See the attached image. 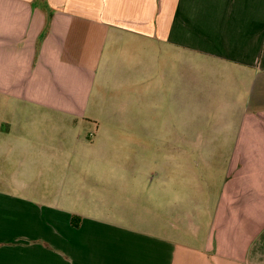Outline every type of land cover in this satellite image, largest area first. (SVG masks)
<instances>
[{
	"label": "crops",
	"instance_id": "crops-1",
	"mask_svg": "<svg viewBox=\"0 0 264 264\" xmlns=\"http://www.w3.org/2000/svg\"><path fill=\"white\" fill-rule=\"evenodd\" d=\"M0 99L78 130L35 147L27 129H1L17 116L0 118V160L30 157L0 168V264H264V0H0ZM162 110L170 128L195 120L227 138L189 146L227 173L193 184L191 212L166 208L146 228L139 204L115 201L154 179L129 178L138 165L96 141L128 136L111 123L151 131Z\"/></svg>",
	"mask_w": 264,
	"mask_h": 264
},
{
	"label": "rangeland",
	"instance_id": "rangeland-1",
	"mask_svg": "<svg viewBox=\"0 0 264 264\" xmlns=\"http://www.w3.org/2000/svg\"><path fill=\"white\" fill-rule=\"evenodd\" d=\"M0 102H2L1 99ZM22 107L24 106L19 105L16 108V106H10V104H5L4 102H2V104L0 103V118L4 119L7 118L6 116L10 117L12 115L17 116L16 120L11 123L12 127L7 126L6 123H2L4 125L1 126V129H27L28 132L33 133L29 138L33 141L32 144L35 147L38 146L40 142L44 141L52 143L54 140L61 137L64 131L66 132L67 142L70 144L76 142L78 130L74 124L64 123L57 115L38 111L33 108L22 111L21 109H24ZM194 107L196 110L201 111V105L198 104ZM21 112H23L22 114H28L30 119L20 121V119H18V114ZM41 113L48 115L45 122L39 121L36 117L39 114L41 115ZM148 117H151V114H149ZM160 117V121L153 119V116L151 120H144V125L149 124L147 128H151V131L142 129L138 131L137 127H133V124L137 122L111 123L110 125L113 127L109 128L110 130L116 132L122 131L128 134V136L115 135L112 138H97L96 141V144H100L102 140H107V142H103L105 144L108 143L109 147L108 152L105 154L107 160L112 162H134L138 165L139 168L131 169L129 178L132 179L136 177L141 180H147L149 178L154 179L152 180V185L146 182L145 186H143L141 182L137 183L132 181L131 184L127 186L130 191L131 200L124 202L115 201V203L120 205L123 204L127 206V208L131 206L134 210L135 203L139 204L140 206L137 207L139 220L145 221L144 227L146 228H152L155 221L159 218L158 215L165 214L166 208L169 207L177 206V213H179L178 217H180L183 212H186L192 207L189 199H191V193L196 192L198 188L197 186H193V184L196 185L198 182L202 183V180L206 178L219 177L223 179L227 173V166H225V164H228V161H225L224 158L219 159L215 157L216 160L214 159V161H216V166L209 167L206 162L201 160V155L204 154L189 152V150L193 148L189 147L193 138L194 145H196L197 149L201 150L200 152L217 149L213 147L211 143L213 139L221 140L220 144L223 149L228 148L229 145L226 142L227 138L222 136L219 138L220 136L218 135L215 136L213 134L215 131L208 130V128L207 130H197V125L203 122L195 120L194 129L191 127L190 120L180 118L174 120L170 128L168 125L162 123V119L167 117L165 110H162ZM155 123H159L158 129H161V131H159L161 136H156L153 133ZM41 131H46L48 134L46 133L45 136H42L43 132ZM191 132H194V136H190V134H192ZM216 133H220V129H217ZM83 139V144H91L94 140V138H90L89 136H85ZM184 144L188 148L184 149ZM90 150L91 154H95L93 148ZM186 150L188 151L186 152ZM21 154L23 153H9L7 155L10 158L8 161L0 160V168L3 172L9 173L13 171V167H15L14 163L18 161V159H22L23 157L25 161L30 159V157L26 158ZM230 155L229 153L224 154L227 159H229ZM169 180L178 183V185H165ZM186 182L188 185H185ZM190 182L192 183L190 184ZM160 183L163 184L160 185ZM192 188H195V191H192ZM170 198L172 202L169 201ZM191 210L189 211L191 212Z\"/></svg>",
	"mask_w": 264,
	"mask_h": 264
}]
</instances>
